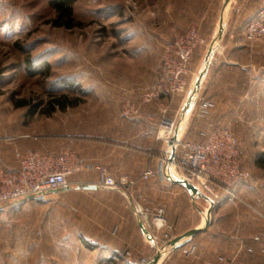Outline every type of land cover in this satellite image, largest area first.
<instances>
[{"label": "rangeland", "instance_id": "obj_1", "mask_svg": "<svg viewBox=\"0 0 264 264\" xmlns=\"http://www.w3.org/2000/svg\"><path fill=\"white\" fill-rule=\"evenodd\" d=\"M50 1L0 0V166L15 159L17 150L32 149L31 144L39 142L45 145L44 152L61 148L82 156L79 145L115 130L120 137L121 131L107 125L136 119L146 109L154 112L149 121L156 119L157 144L151 163L140 160L141 174L165 163L169 152L162 138L165 120L174 121L181 138L197 139V127L192 123L182 129L179 109L164 101L176 97L142 104L140 94L156 82L165 47L190 28L203 39L199 19L208 14L217 25L225 0H74L69 27L57 19ZM245 3L228 1L222 32L226 36L221 41L224 46L229 40L244 44L243 77L230 76L238 80L236 93L242 102L251 100L254 85H264V44L250 46L243 37V24L254 13L248 6L254 2ZM242 105L238 102L216 123L228 125L238 139L240 164L251 177L237 185L248 189V194L234 200L249 204L264 217V172L258 164L264 152V105L247 118L240 113ZM90 174L73 175L68 190L45 200L3 206L0 264H148L192 224L205 225L209 205L203 197L191 203L184 188L157 177L149 181L140 180L141 174L113 177L137 180L136 200L165 209L168 227L154 246L139 230V221L121 194L99 187L77 189L80 184H93L97 178ZM217 192L219 198L225 194L221 189Z\"/></svg>", "mask_w": 264, "mask_h": 264}, {"label": "built area", "instance_id": "obj_2", "mask_svg": "<svg viewBox=\"0 0 264 264\" xmlns=\"http://www.w3.org/2000/svg\"><path fill=\"white\" fill-rule=\"evenodd\" d=\"M248 4L256 2L257 10L243 27V37L250 46L264 44V0H243ZM204 45V40L195 28H190L165 47L156 82L140 94L142 104L157 101L163 97H178L188 91L187 76L193 53ZM209 102H203L200 117L205 116ZM127 114V113H126ZM174 121L165 120L162 129L169 152L165 154V163L157 170L148 169L139 177L149 181L155 177L167 180L168 177L186 181L205 195L213 208L223 197L234 198V188L250 180V173L240 164V143L232 134L228 125L208 123L203 140H188L179 136L170 146L175 131ZM175 128V129H174ZM173 150V158L170 155ZM15 169L0 166V207L16 203L28 197L45 200L51 191L69 187L70 178L93 167L76 152L70 149L37 152L32 149L16 151ZM98 186L121 194L127 199L134 216L147 227L149 241L156 246L159 233L168 227L165 209L159 205L144 206L136 199L137 180L122 178L116 181L100 170ZM225 194L219 198L217 190ZM191 195V194H190ZM193 199L198 198L191 195ZM210 206V204H209ZM205 217V214H204ZM260 242V237H255ZM264 255V244L260 247Z\"/></svg>", "mask_w": 264, "mask_h": 264}, {"label": "crops", "instance_id": "obj_3", "mask_svg": "<svg viewBox=\"0 0 264 264\" xmlns=\"http://www.w3.org/2000/svg\"><path fill=\"white\" fill-rule=\"evenodd\" d=\"M257 5L254 2V4H249L248 6H252V10L255 13ZM253 14L250 18H252ZM199 26L200 34L207 43L205 47L198 49L192 55L190 72L187 76L188 91L184 95L170 101L164 99L168 106H174L179 109V119L190 91L203 69L204 59L209 47L216 36L217 25L212 16L203 14L199 19ZM225 36L222 33L221 41ZM227 43L224 46L222 42L219 46L220 48L215 50L206 74L200 83L198 94L192 103L191 110L186 114L184 122L181 123L182 129L187 128L192 123L194 128L197 127L199 135L197 139L194 138L196 141L203 140L208 123L216 124V121H222L238 102L243 104L240 108V113L246 115V117L244 116L245 118H247L248 114H250V117L252 114H256L259 107L264 105V101H262V86L264 85L259 83L254 85L256 89L251 95V100L249 99L248 101L242 102L241 94L236 93L238 89V83L236 82L238 80L231 79L230 76L243 77L245 64L241 62L240 58L243 56L245 48L243 43L234 42L233 40H229ZM262 79L261 82L264 83V77ZM259 101L261 102L260 105H258ZM203 102L210 103L204 119L198 115ZM146 110L147 112H142L136 119L113 122L107 125L121 131L120 137H118L119 133L117 134L115 130L116 133L114 131L111 134L95 136L89 141L86 140L83 145L78 146L80 148L79 152L83 156L81 157L93 167L92 170L88 171L91 174L87 175L97 178L92 181L93 184L98 186V181L101 177L99 168L105 169L110 177L129 176L134 178L141 174L140 160L142 158L149 163L154 159L155 155L153 152L157 144L156 132L158 126L155 124V118H153V121H149L154 112ZM29 145L28 147H30ZM31 146L36 151H45L43 143L39 142L31 144ZM59 150L62 149L60 148ZM114 156L121 158H112ZM111 161L117 164L113 166L110 163ZM123 161L124 163L120 164ZM2 167L15 169L17 163L12 158L5 165L2 164ZM166 181L173 186L177 185L168 180ZM170 189L172 192L174 191V188ZM184 190L192 203L193 198L190 193L185 188ZM248 191L246 188L236 186L233 191L236 197H223L222 199L225 200H221L220 204L214 209V220L211 225L204 232L183 241L179 248L163 257L161 264H264V255L260 253V247L264 244V217L255 213L258 210L249 204L243 205L234 200L237 196L248 194ZM206 203L209 205L208 201ZM137 226L143 233L139 227V222ZM200 228L201 226L192 224L189 230ZM255 237H260V242L253 241Z\"/></svg>", "mask_w": 264, "mask_h": 264}, {"label": "water", "instance_id": "obj_4", "mask_svg": "<svg viewBox=\"0 0 264 264\" xmlns=\"http://www.w3.org/2000/svg\"><path fill=\"white\" fill-rule=\"evenodd\" d=\"M228 1L229 0L224 1L223 7H222V10L220 13V18H219L217 28H216V36L213 40V43L209 47V50H208L206 57L204 59L203 69L199 73L198 78H197L194 86L192 87L190 94H189V97H188V99L184 105L181 117L179 119V126L181 125L182 122H184L186 114L191 110L192 103L198 94L200 83L206 74V71L210 65L212 56H213L215 50L218 48L219 43L221 41L222 32H223V28H224V16H225V11H226V6L228 4ZM178 132H179V128L177 127L175 129L173 135H172V138H171L170 146L172 147V149H173V142H175L177 137H178ZM172 158H173V150H172V153L170 155V160ZM167 180L173 184H177L179 186H182L191 195H193L195 197H203L205 200H207L209 202L208 198L205 195H203L202 193H199V191L194 187V185H192L186 181L179 180V179L172 178V177H168ZM68 189H69V187L61 189V190H57V191H51V194H56L59 191H66ZM77 189H79V190H91L92 191V190H97L98 186L95 184H80V185H78ZM32 199H33V197H28V198L23 199V200H32ZM209 204H210V206L205 213V225L203 227H201L200 229L189 230L188 232L184 233L182 236H179V237L173 239L172 241L168 242L166 246H164L159 252L156 253V255L152 258V260L148 264H158L160 262V259L163 256H165L168 253L179 248L183 241L190 239V238L196 236L197 234H199L201 232H204L210 225V219L209 218H210L212 211H214V210H212L213 209L212 203H209ZM1 210H2V207H0V211ZM139 227L142 229L143 233L149 239L148 231L146 230V228H144V226L141 222H139Z\"/></svg>", "mask_w": 264, "mask_h": 264}, {"label": "trees", "instance_id": "obj_5", "mask_svg": "<svg viewBox=\"0 0 264 264\" xmlns=\"http://www.w3.org/2000/svg\"><path fill=\"white\" fill-rule=\"evenodd\" d=\"M74 0H52L50 1L51 8L56 12L57 19L63 20V26L69 27V22L72 15V4ZM62 21V22H63ZM62 26V25H61ZM54 107V106H53ZM58 107L63 110L66 105L63 103H58ZM258 164L264 170V152L260 154Z\"/></svg>", "mask_w": 264, "mask_h": 264}, {"label": "bare ground", "instance_id": "obj_6", "mask_svg": "<svg viewBox=\"0 0 264 264\" xmlns=\"http://www.w3.org/2000/svg\"><path fill=\"white\" fill-rule=\"evenodd\" d=\"M160 263V262H159Z\"/></svg>", "mask_w": 264, "mask_h": 264}]
</instances>
